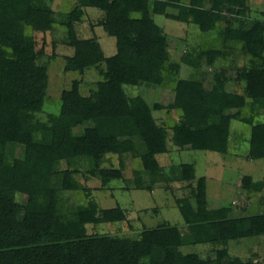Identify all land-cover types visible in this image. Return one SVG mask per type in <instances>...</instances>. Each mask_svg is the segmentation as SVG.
Wrapping results in <instances>:
<instances>
[{"label":"trees","instance_id":"trees-1","mask_svg":"<svg viewBox=\"0 0 264 264\" xmlns=\"http://www.w3.org/2000/svg\"><path fill=\"white\" fill-rule=\"evenodd\" d=\"M72 4L57 16L52 0H0V264H264L229 255L231 243L264 237V212L239 215L233 204L209 208L206 178L196 177L193 164L166 168L157 158L169 152L168 141L176 150L227 154L235 115L249 129L247 158L264 162V122L256 121L264 115V11L262 20L251 18L248 0ZM85 8L102 12L97 25L115 39V54L101 61L77 31ZM156 15L200 32L179 63L171 57L178 39L155 23ZM57 28L63 31L59 43L73 50L63 57V71L78 79L61 91L58 112L43 114L49 74L38 60L54 61L58 43L52 42L48 57L36 36ZM182 64L213 69L210 85L182 79ZM90 71L98 80L83 94ZM229 82L239 90L229 91ZM127 86L167 89L169 97L149 105L142 96L128 95ZM162 112L174 119L160 124L154 113ZM127 156L139 162L133 188L169 190L184 229L164 222L143 228L137 240L87 234V224L124 222L128 212L102 209L90 198L75 177L81 164L107 187L123 180ZM175 182L183 186L173 190ZM245 182L248 200L262 194L264 180ZM66 193L75 195L73 204L67 205ZM191 245L221 247L206 258L180 251Z\"/></svg>","mask_w":264,"mask_h":264},{"label":"rangeland","instance_id":"rangeland-1","mask_svg":"<svg viewBox=\"0 0 264 264\" xmlns=\"http://www.w3.org/2000/svg\"><path fill=\"white\" fill-rule=\"evenodd\" d=\"M72 2L73 0H52L51 7L57 16L65 15L71 10ZM248 6L251 18L263 19V0H248ZM84 11H86L84 19L77 26L79 37L90 42L92 51L98 61L114 55L116 52L115 39L109 37L97 25L102 17V12L95 8H85ZM154 21L168 36L178 39L177 45L171 50V57L173 56L172 60L174 62L179 63L184 50L199 41L200 32L192 24L179 23L159 15L154 16ZM42 37V35H38L36 39L40 47L45 43V55L48 57L53 53L52 42L56 41L58 43L54 51L57 58L54 61H47L44 58L38 60V64L48 66L49 74L48 98L43 108V114H56L60 106L59 95L61 91L69 88L71 81L78 79V76L63 71V57H70L73 54L71 48L59 43L63 38V31L57 28L52 34L48 33L45 38ZM239 64H242V62H239ZM213 71V69L207 67L197 71L182 64L180 77L182 79L205 80V85L209 86ZM230 73L232 74L233 71ZM96 80H98L97 74L94 71L88 72L84 76L85 83L81 86V92L87 94L91 89V84ZM227 85L229 91L239 90V85L233 82H229ZM125 92L130 96H142L149 105L155 102L166 103L169 97V91L161 88H151L145 91L143 88L127 86ZM154 116L160 124L166 119H174L173 116L165 115L164 112L162 114L154 113ZM231 118L232 135L227 154L191 149L179 151L168 141L169 152L157 158L159 163L166 168L177 164H193L196 177L206 178L209 208L216 209L233 204L232 208L236 214H259L264 212V189L261 195L260 193L252 194L248 200L244 186L248 178L253 181L264 180V162L252 161L247 158L249 129L240 123L235 115ZM256 121L264 122V115L257 117ZM111 163L115 168L119 167V161L116 157L111 158ZM124 166L123 180L112 181L107 187H104L99 179L88 176L85 173L88 170L87 165L85 163L81 164V173L75 177L82 187L91 191L90 198L102 209L119 206L128 212V219L124 222L87 224L85 226L87 234L137 240L143 228H153L164 222L184 229V223L171 192L163 187L154 189L152 192L135 190L132 185V173L138 169L139 162L127 156L124 158ZM61 168L64 169L65 166L62 165ZM182 186L183 184L176 182L172 184L173 190H177ZM63 197L64 199L67 197V205H71L75 201V195L71 193H66ZM244 208H246V211L242 213ZM220 247L191 245L182 247L180 251L183 254L197 253L202 258H206L213 257L214 251L220 249ZM229 252L231 257L243 259L257 257V261L260 262L264 260V237L243 239L238 243H231Z\"/></svg>","mask_w":264,"mask_h":264},{"label":"crops","instance_id":"crops-1","mask_svg":"<svg viewBox=\"0 0 264 264\" xmlns=\"http://www.w3.org/2000/svg\"><path fill=\"white\" fill-rule=\"evenodd\" d=\"M85 13H86V11H85ZM183 149H185V150H189V149H191L190 147H188V146H185V147H182V148H180V149H177V150H183ZM192 150V149H191ZM207 195H208V193H207ZM261 195V194H260Z\"/></svg>","mask_w":264,"mask_h":264}]
</instances>
